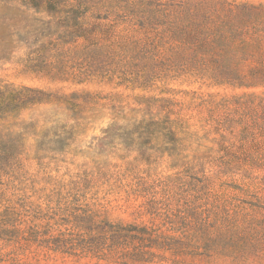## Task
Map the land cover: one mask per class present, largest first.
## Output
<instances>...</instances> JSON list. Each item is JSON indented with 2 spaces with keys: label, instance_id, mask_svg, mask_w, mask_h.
<instances>
[{
  "label": "rangeland",
  "instance_id": "374dc122",
  "mask_svg": "<svg viewBox=\"0 0 264 264\" xmlns=\"http://www.w3.org/2000/svg\"><path fill=\"white\" fill-rule=\"evenodd\" d=\"M37 1L0 0V264H264V86L174 69L188 0H91L96 45Z\"/></svg>",
  "mask_w": 264,
  "mask_h": 264
},
{
  "label": "trees",
  "instance_id": "16d2710c",
  "mask_svg": "<svg viewBox=\"0 0 264 264\" xmlns=\"http://www.w3.org/2000/svg\"><path fill=\"white\" fill-rule=\"evenodd\" d=\"M94 5L91 0H38L36 7L63 30V42L82 38L96 45L94 31L77 24V17L85 16ZM176 8L180 14L177 22L157 34L155 42L177 43L174 49L180 50L181 56L174 69L193 71L195 76L217 84L264 86V5L188 0ZM60 12L67 14L66 19L59 18Z\"/></svg>",
  "mask_w": 264,
  "mask_h": 264
}]
</instances>
